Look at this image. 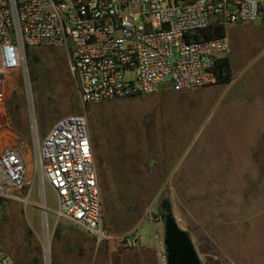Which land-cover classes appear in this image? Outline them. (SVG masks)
Returning <instances> with one entry per match:
<instances>
[{
	"label": "rangeland",
	"instance_id": "1",
	"mask_svg": "<svg viewBox=\"0 0 264 264\" xmlns=\"http://www.w3.org/2000/svg\"><path fill=\"white\" fill-rule=\"evenodd\" d=\"M225 29L242 66L230 84L173 90L165 83L148 94L84 105L65 49L27 48V86L20 72L10 76L0 115V152H23L28 184L19 195L30 201L0 197V243L13 264H164L165 197L202 264H264V20ZM77 112H84L101 160L99 242L57 217V196L34 167L32 122L40 140ZM159 135L175 140V148L149 157L147 170L159 168L160 176L144 177L135 164ZM119 162L124 169L114 167Z\"/></svg>",
	"mask_w": 264,
	"mask_h": 264
},
{
	"label": "built area",
	"instance_id": "2",
	"mask_svg": "<svg viewBox=\"0 0 264 264\" xmlns=\"http://www.w3.org/2000/svg\"><path fill=\"white\" fill-rule=\"evenodd\" d=\"M257 20H264V0H0V115L10 76L20 72L27 86L29 47L65 49L84 105L148 94L165 83L173 90L215 83V61L229 42L204 31ZM32 131L34 167L57 196V217L99 242L101 194L84 112L59 118L40 140L33 122ZM25 167L19 148L0 152V197L30 202L29 194L19 195L28 184ZM0 264H13L1 243Z\"/></svg>",
	"mask_w": 264,
	"mask_h": 264
},
{
	"label": "water",
	"instance_id": "3",
	"mask_svg": "<svg viewBox=\"0 0 264 264\" xmlns=\"http://www.w3.org/2000/svg\"><path fill=\"white\" fill-rule=\"evenodd\" d=\"M166 264H202L189 233L182 229L172 212L164 214Z\"/></svg>",
	"mask_w": 264,
	"mask_h": 264
},
{
	"label": "crops",
	"instance_id": "4",
	"mask_svg": "<svg viewBox=\"0 0 264 264\" xmlns=\"http://www.w3.org/2000/svg\"><path fill=\"white\" fill-rule=\"evenodd\" d=\"M226 28H227V25H226ZM225 34H226V29H225ZM226 56H228V58L230 60V69H231V73H232V79L228 83H216L215 82V83H210V84H206V85H203V86L230 84L231 82H233V79L235 78V75L239 74L238 71L242 70V66L238 67V63L236 62L237 59L232 57L230 48H229V51L227 52ZM175 145H176L175 140L168 139V138H163L162 140H160V135H159L157 143L154 145V149L152 148L150 151H146L147 149L143 148V150L140 151V153H141L140 161L141 162L137 161V163L140 162V164L139 163L135 164V166H137V170L138 171L145 170L144 173H141L144 177H152V178L159 177L160 176L159 168L158 169H151L152 171L147 170V160H148L149 157H160V158L165 157V154H169L171 151L174 150ZM142 153H144V154L142 155ZM94 159H95V163L97 161L98 165L101 164L100 163L101 160L100 159H96L95 158V154H94ZM123 160H124L125 163H127V161H129L128 156L125 155ZM120 162H122V160H120ZM120 162H119L118 165H114V167L117 166V167H120L121 169H124V167H122ZM149 190L152 191L153 189H149Z\"/></svg>",
	"mask_w": 264,
	"mask_h": 264
},
{
	"label": "trees",
	"instance_id": "5",
	"mask_svg": "<svg viewBox=\"0 0 264 264\" xmlns=\"http://www.w3.org/2000/svg\"><path fill=\"white\" fill-rule=\"evenodd\" d=\"M207 28L209 29L204 31V35L207 37L214 38L225 35V27L221 24H213ZM214 74L216 77V83H228L232 79L228 56H222L215 61ZM160 206L163 209V215L166 212H171V201L168 197H165L160 201Z\"/></svg>",
	"mask_w": 264,
	"mask_h": 264
},
{
	"label": "bare ground",
	"instance_id": "6",
	"mask_svg": "<svg viewBox=\"0 0 264 264\" xmlns=\"http://www.w3.org/2000/svg\"><path fill=\"white\" fill-rule=\"evenodd\" d=\"M26 153V152H25ZM29 155V154H28ZM27 154H26V157L28 158L29 156H28ZM29 161V160H28ZM29 165V164H28ZM44 208H46L45 206H44Z\"/></svg>",
	"mask_w": 264,
	"mask_h": 264
}]
</instances>
